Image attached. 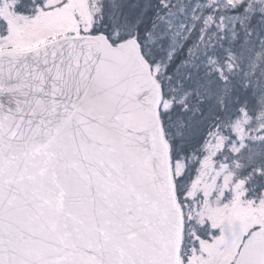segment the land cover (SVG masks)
Segmentation results:
<instances>
[{
    "label": "snow or ice",
    "instance_id": "6c2138e0",
    "mask_svg": "<svg viewBox=\"0 0 264 264\" xmlns=\"http://www.w3.org/2000/svg\"><path fill=\"white\" fill-rule=\"evenodd\" d=\"M0 264H264V0H0Z\"/></svg>",
    "mask_w": 264,
    "mask_h": 264
}]
</instances>
